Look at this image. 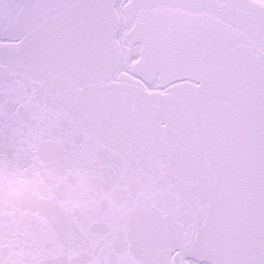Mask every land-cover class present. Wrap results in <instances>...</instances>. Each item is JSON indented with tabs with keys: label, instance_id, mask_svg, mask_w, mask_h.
I'll return each mask as SVG.
<instances>
[{
	"label": "snow or ice",
	"instance_id": "1",
	"mask_svg": "<svg viewBox=\"0 0 264 264\" xmlns=\"http://www.w3.org/2000/svg\"><path fill=\"white\" fill-rule=\"evenodd\" d=\"M0 264H264V0H0Z\"/></svg>",
	"mask_w": 264,
	"mask_h": 264
}]
</instances>
